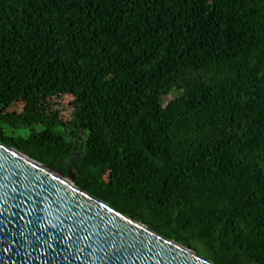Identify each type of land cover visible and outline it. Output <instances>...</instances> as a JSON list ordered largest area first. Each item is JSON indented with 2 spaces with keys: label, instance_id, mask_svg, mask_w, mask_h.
Here are the masks:
<instances>
[{
  "label": "trees",
  "instance_id": "trees-1",
  "mask_svg": "<svg viewBox=\"0 0 264 264\" xmlns=\"http://www.w3.org/2000/svg\"><path fill=\"white\" fill-rule=\"evenodd\" d=\"M62 90L66 121L8 109ZM0 142L63 172L74 152L123 214L264 264V0H0Z\"/></svg>",
  "mask_w": 264,
  "mask_h": 264
},
{
  "label": "water",
  "instance_id": "water-1",
  "mask_svg": "<svg viewBox=\"0 0 264 264\" xmlns=\"http://www.w3.org/2000/svg\"><path fill=\"white\" fill-rule=\"evenodd\" d=\"M0 142V264H215Z\"/></svg>",
  "mask_w": 264,
  "mask_h": 264
},
{
  "label": "rangeland",
  "instance_id": "rangeland-1",
  "mask_svg": "<svg viewBox=\"0 0 264 264\" xmlns=\"http://www.w3.org/2000/svg\"><path fill=\"white\" fill-rule=\"evenodd\" d=\"M29 104H37L43 112L66 121L70 117L71 112L76 107L75 92L73 90H62L55 93L33 92L31 94H28L25 100L22 99L18 101L8 109L21 110L24 106ZM19 131L20 133L22 132L24 134L23 128ZM19 131H16V133H19Z\"/></svg>",
  "mask_w": 264,
  "mask_h": 264
}]
</instances>
